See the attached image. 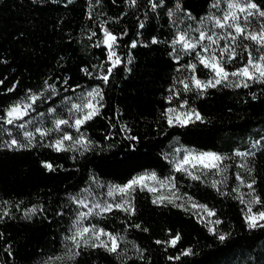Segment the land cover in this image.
I'll return each mask as SVG.
<instances>
[{"label":"trees","instance_id":"obj_1","mask_svg":"<svg viewBox=\"0 0 264 264\" xmlns=\"http://www.w3.org/2000/svg\"><path fill=\"white\" fill-rule=\"evenodd\" d=\"M254 2L264 10V0ZM214 3L0 0V117H5L0 120V264H264V227H249L242 202L245 195L255 211H264V82L247 81L244 87V78L230 76L231 85L198 89L193 77L213 80L211 71L194 53L172 44L178 32L201 24L208 29L215 21L209 17L222 18L228 0H218L219 7ZM249 21L246 33L264 24L258 15ZM105 31L117 37L115 65L109 60ZM231 31L236 44L223 38L226 33L219 39L237 53L225 64L229 73L247 63L249 51L258 54V44ZM191 64H196L194 71ZM93 89L103 98L89 97ZM32 93L38 99L28 115L7 124L6 110ZM92 100L97 113L76 126L83 104ZM73 104L82 107L76 110ZM171 107L189 108L202 119L169 124ZM57 120L68 124L56 128ZM25 131L34 133L29 146H4L12 138L27 144ZM64 134L72 136L63 141L66 150L50 146ZM81 136L90 143L77 144ZM175 146L227 158L193 179L169 160ZM237 151L254 155L241 157ZM146 171L171 179L178 202L153 203L154 193L143 187L124 194L114 190ZM78 201L92 206L87 224L117 238L115 252L93 247L99 245L93 238H87V246L81 241L79 248L66 239L81 225L78 214L85 206ZM189 202L214 213L213 228ZM129 204L132 210L125 211ZM107 205L111 210L102 212ZM33 207L36 213L27 212ZM177 234L175 246L167 243ZM220 234H227L223 241ZM189 248L192 255L181 254Z\"/></svg>","mask_w":264,"mask_h":264},{"label":"snow or ice","instance_id":"obj_2","mask_svg":"<svg viewBox=\"0 0 264 264\" xmlns=\"http://www.w3.org/2000/svg\"><path fill=\"white\" fill-rule=\"evenodd\" d=\"M133 3H135V0H132ZM213 7H219V3L217 0V3H214L212 5ZM153 7H156V4H153ZM180 8V5L177 4V9ZM228 11H225L223 17H209L210 19H214L216 25H218L219 27L223 28L225 27V24L231 20V24H228L229 28H234L235 29V33L239 36H245L248 40L251 41H256L257 43L264 45V24H260L259 28L260 30L257 31H252V32H247L246 33V25L250 22L249 21V17H256L257 15L261 18H264V10H260V6L254 2V0H228ZM233 9H238L239 12L241 13H245L244 16V21H245V26H242L241 23L239 22V17L237 15V13L235 11H232ZM173 15V13L171 11H169V16ZM194 19V18H193ZM201 23H203V21H201ZM141 27H143V25H141ZM197 32H199V36L197 38H192L189 37L187 33L185 32H178V35L176 36V38L173 39L172 44L175 45L177 43L181 44L182 49L183 50H194L197 45L201 44L202 41H204L205 39H207L209 42L211 43H217L218 41L216 39L213 38V35H208L206 34V32L201 31L200 29H196ZM105 36H106V40L105 43L108 44L109 47L112 46V44L116 41L117 37L112 35L110 32L105 31ZM231 38L232 44H236L237 43V36L233 35L232 32H228L227 33V37H223V38ZM193 39H195V42H193ZM157 41L155 39H153V43H156ZM136 44L135 42H133L132 47H135ZM245 48H247V45H244ZM229 49H231V51L229 52ZM203 52H208L209 48L208 47H203L202 48ZM224 52H229V57H228V62L230 63L232 59L235 58V56L237 55L235 48L232 47V45H227L224 48L221 49V53ZM248 60L247 63L237 69L236 71H233L231 73H229L226 68L223 66L222 63V55L220 57H217L215 55V53L213 52V54L209 57H205L203 55H200V53H197V57L200 63L204 64L205 67H209L213 70L214 72V80H208V81H201L199 79H196L195 77H193V81L195 83V86L198 89H207L208 87H215L216 85H219L223 82H228V85L232 84V81L229 80V77H236V76H240L243 79V86L244 87H248V82L247 81H259V82H264V53L260 54L259 56L254 57L252 55V52L249 51L248 52ZM119 62V61H117ZM188 67H190L193 71L196 68V64H191ZM86 71V70H85ZM105 82H107L108 77L104 76L102 78ZM47 84V82H45ZM236 87H240L241 84L240 83H236L235 84ZM50 88H52L54 90V85H50L48 86ZM185 90H188V84L184 85ZM13 89H9L8 91H12ZM29 92H31V90H29ZM43 95V94H41ZM89 97H94V96H100L101 99L102 97V93L99 89H93L92 92L88 93ZM38 99V96L35 93H32L31 95H29L27 97V101L28 102H23V101H17L16 103H14L13 105H11L7 110H6V123L7 124H13L15 120L17 119H22L23 116L28 115L29 110L32 109V104L35 103V101ZM169 99H171V97H169ZM185 104L187 103L186 101L184 102ZM82 107V105L80 104H73L72 108L76 109V110H80ZM83 107L88 109V111L85 113V115L83 116V118H77L75 119V125L79 126L81 124H83L85 121L91 119L93 117V115H95L98 111V109L96 108L95 105H93L91 102H88L86 104H83ZM50 111H55V109H51ZM173 109H168V112H172ZM196 119H202L199 114H196ZM0 120H5V117H0ZM168 122L169 124L172 123V118L171 116H169L168 118ZM187 122V121H185ZM68 124L67 120H57L56 121V128H59L60 125H65ZM20 128L24 127V124H20L19 125ZM36 132H40V129L37 128ZM47 133H41V135H46ZM24 137L27 138L28 143L24 144L21 143L20 141H18L15 138H12L10 140L9 143H7L4 146H7L9 148L12 147H18V148H23V147H27L31 144V141L34 137V133L33 132H29V131H25L23 133ZM72 136L69 134H64L63 135V139H58L55 141L54 145H50V146H54L56 148L57 151L60 150H66L64 149L63 146V141L64 140H71ZM129 139L135 140V137H129ZM77 144H85L87 145V142L84 140L83 136H81V138L79 140L76 141ZM259 142L257 141L253 147H256V145ZM249 154L254 155V153H248V152H240L237 151L235 153V155L237 156H247ZM227 157L225 156H221L220 154L217 153H213V152H205V153H200L197 156H192V153H189L188 155H186L182 161H180V163L177 165V170H184L187 171V169L184 167L185 165H189L191 164L192 167H195L196 164L193 163V160L196 161V163L202 164L205 168H212V169H216L220 167V164L223 162V160H225ZM46 168H48L49 170L52 169V165L49 163H45L44 165ZM243 167V165H241ZM191 175V173H189ZM147 175V174H145ZM145 175H140L137 177H134L133 179L129 180L125 185L123 186H114V190L118 191L122 194L124 193H128L131 190H134V188L137 185H141L142 186V181L145 179ZM151 177L154 179L155 178V173H151L150 174ZM193 179H200V176H196L193 175L192 176ZM162 183V182H161ZM253 183H255V181H253ZM248 187L251 189L252 188V184H249ZM238 190V189H237ZM152 191H155L154 189H152ZM109 195H112L113 192L110 190ZM73 200H75V197L72 198ZM165 198L164 197H159L157 200H154L153 203H158V202H163ZM242 200V197H241ZM169 202H173L172 198H169ZM243 202V200H242ZM254 203H260V198L259 197H254L253 199ZM78 203H83V201H78ZM182 207V205H180ZM85 207H87V205H85ZM96 207H100L98 204L96 205ZM115 207L117 208H123L124 206L122 204H116ZM193 207H196V205H193ZM199 207L201 208H206V206L204 205H200ZM112 205H107L106 207L102 208L101 211H109L111 210ZM125 211H131V205L129 204L128 208H124ZM91 209L89 210L88 213H79L78 214V219H83L84 217L88 216L89 214H91ZM27 212H31V213H36L37 212V208L33 207L29 210H27ZM26 212V215H27ZM248 213L249 215L246 216V220L249 221V227L251 228H255V227H264V224H258L257 221L258 220H264V211H260L256 214H252V208L251 205H249L248 207ZM5 215H7V212L4 213ZM208 215H214L213 212L209 211ZM215 223H220V221H216ZM135 227L139 228L140 225H135ZM213 231H215V229H213ZM91 232V237H89V239L95 238L98 239L99 236L101 235H108L109 239L112 241V246L109 247L107 243H105L104 241H101L99 245L97 244H92L93 247H97V246H103L105 248H107L108 251L110 252H115L117 250V243L116 240L117 238L115 236H113L111 233H105L104 229H95V226H93L92 228L89 227H77L75 229V231L72 233V235L66 237L67 240H71L74 244V246L76 248L80 247L81 241L83 242V244L85 246H87L89 244V239L85 238V234L86 233H90ZM227 234H220L218 236V238L223 241L226 238ZM180 240V236L179 234H177L171 241H168L167 243H170L172 246H175L176 243ZM157 243H161V241H157ZM78 254V253H75ZM182 255H192V249H186L184 250L182 253ZM59 259V258H57ZM169 259H179L178 257H169Z\"/></svg>","mask_w":264,"mask_h":264},{"label":"rangeland","instance_id":"obj_3","mask_svg":"<svg viewBox=\"0 0 264 264\" xmlns=\"http://www.w3.org/2000/svg\"><path fill=\"white\" fill-rule=\"evenodd\" d=\"M232 11H235L237 13V15L239 17V22L241 20L244 21L243 18L245 16V13L239 12L238 9H233ZM228 24H231V20H229L225 24V27H223V28H221L218 25H216L215 21L210 23V26H209L208 29L205 28L202 24L199 25V26L193 27L189 32H187L189 37L197 38L199 36V32H197L196 29H200L201 31L206 32V34H208V35H213L214 34L213 38L218 40V42L213 44V43L209 42L207 39H205L204 41L201 42V44L197 45V47L194 50H184L183 52L186 53V54H191V52H192V53H194V57H196L197 59H198L197 53H200V55H203L205 57H209L214 52L217 57H220L222 55V57H223L222 63H223V66L225 67V64L229 63L228 62V57H229V52L231 51V49H229V52L221 53V49L224 48L225 46L229 45V44L224 45V41L222 43H220L219 39L221 38V36L224 35V33L227 34L228 32H232L231 30L234 29V28H229ZM260 24H263V23H260ZM259 25L255 24V31H257V32L260 30ZM105 40H106V36H105ZM193 42H195V39H193ZM231 42H232L231 39H229L228 43H231ZM254 43L258 44V47H256V50H257L258 54L254 55V57H256V56H259L260 54L264 53V45H261V44L257 43L256 41H254ZM105 45H106L107 50H108L109 60H110V62L113 65H115L116 63H118L117 62L118 58L115 56L114 43L112 44L111 47H109L107 43H105ZM178 45H180V47L182 48L181 44L178 43ZM203 47H208L209 51L208 52H203L202 51ZM203 66L205 67L204 64H203ZM206 68L211 71L212 79L214 80V75L215 74H214L213 70L211 68H209V67H206ZM23 102H27V101H23ZM89 102H91L93 105L96 106L95 101L92 100V101H89ZM170 109H173V111L172 112H168V116H171L172 122L185 123V121L188 122V121L196 118L197 112L193 111V110H191L189 108H185V107H171ZM87 111H88V109L84 108V111H83V113H82L80 118H83V116L85 115V113ZM205 152L216 153L214 151L198 150V149H195L193 147L175 146L173 149H171L169 151L167 156H168L169 160L172 162L174 168L177 169V165L189 153H192V156L194 157V156L199 155L200 153H205ZM193 163L196 164L195 167H192L191 164L184 166L187 169V171H185V172L191 173V175H196V173L200 172L201 170L209 169V168H205L202 164L196 163L195 160H193ZM182 171H184V170H182ZM151 173H153V172L146 171V172H143L141 174H138V175L134 176V177H137V176H140V175L147 174V175H145V179L142 181V186L141 185H137L136 187H143V188H146V189H148L150 191H152V189H154L155 191H152V192L154 193L156 199H158L159 197H164L165 199L172 198L173 201H177L178 202V198L179 197L174 192V188L172 186L173 184H172L171 179H161V178L157 177L156 174H155V178L153 179L151 177V175H150ZM243 201L245 203L244 215H245V219H246V216L249 215L248 207L251 204H250V200H248L247 196H245V195L243 196ZM183 202H185V201H183ZM82 204L84 206L87 205V207L83 208L81 213H88L90 209L92 210L91 213H93L92 206H89L86 201H83ZM193 205H196V207H193ZM189 206L194 210V212L196 213L197 217L202 222H204L209 228H213L214 219H213V215H208V212L211 211L209 208H207V207L206 208H201V207H199L200 206L199 204L190 203V202H189ZM251 208H252V206H251ZM256 213H258V211H255L252 208V214H256ZM89 215L84 217L83 219H80V223H81L80 227L81 226L82 227H89V228L93 227L90 224L86 223V220L88 219ZM246 221L249 224V221L248 220H246ZM257 223L258 224H262L263 220H258ZM95 229L98 230V229H101V228L95 227ZM105 233H109V232L105 231ZM89 237H91V232L85 234V238L86 239L89 238ZM93 240H94V242H96L98 244H100L101 241H104L105 243L108 244L109 247L112 246V241L109 239L108 235H106V234L99 236L98 239L93 238Z\"/></svg>","mask_w":264,"mask_h":264}]
</instances>
